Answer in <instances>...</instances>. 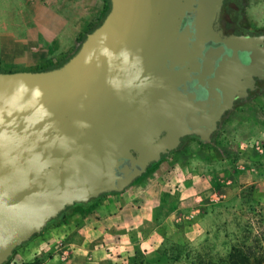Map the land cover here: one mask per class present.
Listing matches in <instances>:
<instances>
[{
	"label": "water",
	"instance_id": "obj_1",
	"mask_svg": "<svg viewBox=\"0 0 264 264\" xmlns=\"http://www.w3.org/2000/svg\"><path fill=\"white\" fill-rule=\"evenodd\" d=\"M224 4L110 0L63 63L0 70V264L69 206L126 188L184 136L211 140L264 77V34L225 33Z\"/></svg>",
	"mask_w": 264,
	"mask_h": 264
},
{
	"label": "crops",
	"instance_id": "obj_2",
	"mask_svg": "<svg viewBox=\"0 0 264 264\" xmlns=\"http://www.w3.org/2000/svg\"><path fill=\"white\" fill-rule=\"evenodd\" d=\"M105 6L106 0H0V68L61 64ZM251 162L173 151L123 190L71 205L20 246L11 264L36 257L41 264H125L137 251L155 253L175 241L198 248L223 237L241 196L236 185L255 181Z\"/></svg>",
	"mask_w": 264,
	"mask_h": 264
},
{
	"label": "rangeland",
	"instance_id": "obj_3",
	"mask_svg": "<svg viewBox=\"0 0 264 264\" xmlns=\"http://www.w3.org/2000/svg\"><path fill=\"white\" fill-rule=\"evenodd\" d=\"M108 9L109 1L106 0L105 10L99 21L104 18ZM223 16L230 21L239 20L245 28L264 32V0H226ZM84 37L85 35L80 39L76 49ZM241 145L244 147L251 145V150L240 151ZM257 145L264 148V85L250 96L240 99L229 109L211 140L206 141L192 134L185 137L178 149H175L176 152L184 154L187 152L200 158L215 159L223 156L229 161L241 160L243 163H247V160L252 161L251 167L256 174L255 181H250L247 186H244L245 183L242 187L236 185L235 191H239L241 196L235 199L230 214L227 215L231 222L224 229L223 237L208 240L198 248H193L182 241H175L159 252L143 255L140 252L143 262L138 264H146L147 261L148 264H193L194 261V264H206L209 257L226 255L234 243L243 239L250 226H264V149L260 151ZM236 164L237 169L243 170L241 163ZM72 206L51 221L61 220L71 211ZM20 246L3 264H11L14 261ZM186 253H189V256H186Z\"/></svg>",
	"mask_w": 264,
	"mask_h": 264
},
{
	"label": "trees",
	"instance_id": "obj_4",
	"mask_svg": "<svg viewBox=\"0 0 264 264\" xmlns=\"http://www.w3.org/2000/svg\"><path fill=\"white\" fill-rule=\"evenodd\" d=\"M108 1L110 7V0ZM101 21L102 20L98 21L89 29V31L96 27ZM0 70L7 69L0 68ZM159 251L160 250L157 252ZM140 252L142 251H137L134 257H132V259L126 264L142 263L143 258L140 257V255L145 253L142 252L140 254ZM185 255L189 256V253H186ZM206 261V264H264V226H250L247 228V233L244 235L243 239L239 240L237 243H234L226 255L217 256L215 258L209 257ZM145 263L148 264L149 261ZM192 263L194 264L195 261ZM26 264H41V258L36 257L33 261L27 262Z\"/></svg>",
	"mask_w": 264,
	"mask_h": 264
},
{
	"label": "flooded vegetation",
	"instance_id": "obj_5",
	"mask_svg": "<svg viewBox=\"0 0 264 264\" xmlns=\"http://www.w3.org/2000/svg\"><path fill=\"white\" fill-rule=\"evenodd\" d=\"M226 1V0H225ZM224 12V11H223ZM222 21H223V23H221V25H220V27L224 30V32L225 33H237V34H241V33H248V34H264V32L263 31H255V30H253V29H248V28H245V27H243L242 25H241V22L239 21V20H236V21H230V20H228L225 16H222ZM242 56L244 57V53L242 54ZM244 59V58H243ZM262 85H264V77H262V78H259V77H257V76H255V83H254V88L252 89V88H247L248 89V91H249V93H248V95L247 96H245V97H248V96H250L252 93H254L255 91H257L259 88H261L262 87ZM245 97H242V98H245ZM242 98H240V97H238L237 99H235L234 100V105L240 100V99H242ZM233 105V106H234ZM229 110H227L223 115H222V117H221V119L218 121V128H219V126H220V122H221V120H222V118L225 116V114L228 112ZM218 128L213 132V134L218 130ZM212 134V135H213ZM188 136V135H187ZM187 136H184L183 138H182V140H181V142H180V144H179V146L182 144V142H183V140H184V138L185 137H187ZM212 138V137H211ZM178 146V147H179ZM178 147L176 148V149H178ZM173 151H175V150H172L171 152H173ZM171 152H169V153H171ZM169 153H166V154H164V155H162V157L163 156H165V155H167V154H169ZM161 157V158H162ZM152 163H154V162H152ZM151 163V164H152ZM150 164V165H151ZM149 165V166H150ZM149 168V167H148ZM147 168V169H148ZM146 172V171H145ZM144 172V173H145ZM143 173V174H144ZM142 174V175H143ZM141 175V176H142ZM140 177V176H139Z\"/></svg>",
	"mask_w": 264,
	"mask_h": 264
},
{
	"label": "built area",
	"instance_id": "obj_6",
	"mask_svg": "<svg viewBox=\"0 0 264 264\" xmlns=\"http://www.w3.org/2000/svg\"><path fill=\"white\" fill-rule=\"evenodd\" d=\"M258 148H259V150H260V151H262V150H263V147H261V146H258Z\"/></svg>",
	"mask_w": 264,
	"mask_h": 264
}]
</instances>
